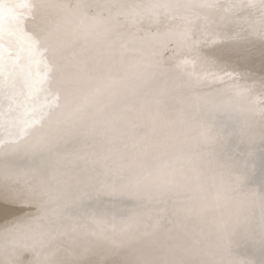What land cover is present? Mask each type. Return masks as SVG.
Here are the masks:
<instances>
[{"label":"rangeland","instance_id":"374dc122","mask_svg":"<svg viewBox=\"0 0 264 264\" xmlns=\"http://www.w3.org/2000/svg\"><path fill=\"white\" fill-rule=\"evenodd\" d=\"M118 1L119 0L114 1V4L118 3ZM223 1L224 0H178L172 7H165V13L170 14L172 18L178 19V21L184 19L183 22L187 24L183 26L182 30L185 31H180L182 34H180L179 31L171 32L169 35L161 36L153 41L150 46L146 48V51L132 56L130 67L128 71L124 73L122 72L126 69L129 61L128 57L125 56L128 54V47L138 43L140 40L139 38L144 36L137 35L138 33H128L125 38H117V35H122V33L111 25L115 24L118 26L117 23L122 21V15L120 13H115L112 17H109V28L103 30V32H98L99 26L97 21L95 23L91 22L92 25L90 29H85L83 27V22L93 13H106L104 6H110L113 0H66L64 3H61V5H59V3L55 5L56 7L54 8L58 9V13L56 12L57 14L54 12L55 14H49V16L46 14L43 16L45 18L42 20L44 22L41 23L42 28L40 30L35 28L37 31L42 30L46 33L51 32L58 37L60 35L64 37L65 34H67L66 40L64 42L60 41L61 47L57 57L60 61L59 63L61 64L62 61H66V57H63V53L69 51H75L76 57L80 58L78 62L79 66L73 69L72 72L70 71V74L55 73L56 77L63 80L64 83H62L61 88L56 94L54 93L50 96L49 105L58 106L56 107V112L59 113V110H63L69 118L73 117L74 114H81V117L84 118L79 120L78 123H80V125L77 129L79 130V135L84 138L79 140V143L76 144L77 146L75 145L74 148H72V142H70L66 144L67 148L58 152L56 150L58 145L53 148L54 144H50L47 147L48 150H45L46 153H43L45 152L43 150L42 153L33 155L30 153L38 145L37 143H24L20 151L18 147H16L18 142L24 140L28 136V129H25L24 133H22L23 130L20 131V129H18L17 132L14 129L2 130L9 136L0 148V259L1 257H5L8 260H15L19 257L21 258L19 264H33L37 258L40 259L41 264H76V262L80 260H88L92 262V264H139L142 258L136 256L133 258L128 257V259L125 250L121 249H125L123 244H126L128 240L111 242V237L104 228L105 226L98 222L96 217L101 208L98 204L99 200L100 202H106L110 197H107L105 192L97 194L92 191L91 188L92 186L101 187L106 185V177L110 172L109 168L111 167V163L114 162V159L116 161L117 158H122L128 161L127 158L136 157L139 162H149L150 160L156 159V155L158 154H151V150L155 148L154 144L156 142L153 141L155 139H160L163 140L162 142L165 141L164 144L167 148H169L168 145L174 141L180 143L182 156L186 157V159L188 158L187 161L190 164L188 173L195 171L198 167L201 168L208 164V171L201 168V179L198 180V182L196 181L194 184L188 183L184 187V189H192L194 193L204 192L206 194L205 200L211 194H220L224 190H231L234 186L236 187L234 179L241 171H244L245 168L248 173V171L256 168V166L260 167L259 173L253 181L254 185L251 194L255 200L251 206L245 207V200H241L240 202L238 201V207L235 210H230L229 199L225 200L223 204H212L211 207L214 206V213H212V216L208 219L211 223L208 228L204 230L199 229V224L204 213L198 214L197 217L192 218L187 224V226H189L187 232L188 238H202L201 244L196 246L199 243L193 242L189 248L186 249V252H184L181 250L183 243L180 242L181 240H178L180 238L175 234L172 237V242H170L172 244L169 245V254L176 256V254L184 252V257L194 254L200 258L197 264H202V261H204L202 258L205 257L210 259L212 255L213 258L216 259L218 257H227L229 262L236 261L238 264H264V230H262V222H264V203L261 201V196L264 195V160L259 165L257 164V158L260 153L264 151V140L260 146H258L257 150L248 158L246 166L244 165L243 168L239 169L236 168L227 175L232 181L230 184L231 186L214 188L218 180L221 179L222 176H226L228 167L224 165L223 162L226 159L228 160V158H238V156L242 154V151H244L246 144L250 142V138H236L235 136V132L238 131L239 122L243 117L244 111H240L241 108L239 107L235 108L236 110H232L231 113L229 111L226 113L219 112L216 116H212L210 112H212L211 110L217 105H226L228 109L227 106L230 104V101H228L229 99L226 98V101L223 103L213 100V103L208 102V104H205L204 101H200L201 96L193 94L194 91L183 96L184 103L178 105L175 89H179L182 85L180 84L176 87V85H170L166 82L170 81L166 79L169 75L168 62L176 58V54H180L181 50L177 48L178 43L187 44V36L189 34H187V32L191 24L205 17L207 13L210 12L209 10H213V8L216 9L218 3L221 4ZM246 1L247 2L244 3L243 6L239 5L240 8H238V6L234 8L233 5L228 4L227 7H223L222 9L223 12L225 11L224 14L230 17L233 16L232 14H235L234 10H237L236 13H242V15H239L238 20L240 19L239 21H243V27L240 25L238 28H235L236 34L244 33V30L252 26L250 23L253 24V22L256 23L261 21L262 14L264 13V10L259 7H247V5L253 4L255 0ZM34 2L35 0H0V3L6 6V13L9 11V6L32 4ZM146 3L147 0H145L143 4ZM257 5H259V1ZM204 8L207 10H204ZM12 10L16 13H23V19H21L19 23L14 20L6 19L5 26L17 36H25L26 33L22 21L28 19L35 21L37 16L40 15V12L33 17L32 9L14 7ZM113 10H116V8H113ZM189 10H191L190 14H187L186 12ZM136 12L137 9H134V11L130 13V16L134 18ZM224 14H222L219 19L221 23H216L217 26L224 23ZM162 16L163 13L157 12L151 16V20L154 23H158ZM21 29H23V32H21ZM36 30H33L32 33L37 32ZM93 32L94 36L92 38L88 37ZM149 34H151V32H148L145 37H152V34ZM169 36L176 39L177 43H173L172 39L169 41L167 39L170 38ZM96 38L97 41L104 40L103 38L106 40L113 38L111 39L112 42L108 41V51L104 52L101 56L99 52L93 53L96 47L91 50ZM118 39L120 41H118ZM153 39H155V37L152 38V40ZM192 40L196 39L193 38ZM4 44L8 51L5 52V73L0 74L1 95L6 91H9L10 94L29 93V90L33 88L31 84L35 83V80H29L28 83L23 80L24 76L22 73L26 70L34 71L41 66V75L52 77L53 72L50 71L41 57L46 53L44 48L40 50L36 47L34 50L22 51L14 42L5 40ZM190 45H193V41ZM165 46L170 47L169 50H171L170 52L172 55L170 54L164 57L163 60L159 59L158 66L154 64L151 65L152 61L159 57V54ZM189 49L190 48H186L185 50ZM21 52H25V54ZM122 57L123 61H120ZM112 59H115L112 62L119 59L120 62L116 65H118L117 67L119 68L121 67V69L123 68L121 72L112 70L113 68L109 64ZM180 63L185 64V66L186 64L193 65L190 59L187 60V58H183ZM108 66L111 67L107 69ZM175 66H177V64H175ZM84 69H93L94 73L88 71L84 73ZM85 76H87V78L90 76V78L86 80L85 86H75V80L84 78ZM152 76H154L152 81L156 79L158 81L160 80V84L156 85V89L151 93V90L148 91L146 86L148 82L151 81ZM132 80L133 85L131 86L129 84ZM161 80L163 82H161ZM187 83L189 82L187 81ZM144 87H146L145 90H143ZM140 89L141 91H138ZM54 96L55 100L53 99ZM65 97H70L71 100L66 104L69 106L63 108L61 103ZM87 99L90 100V104L84 105ZM173 106H175V109H178V106L182 107V114L184 115L181 116L179 113V115L176 116V121L179 123L176 128H164L163 132V127L160 123H165L167 119H173V116H171L173 114V109H171V107ZM242 108H252V103L247 102ZM140 109L143 111H140ZM138 110L140 112H138ZM144 110L146 111L145 114H143ZM197 115H199V118ZM94 116H96V118H93ZM142 116L145 117L140 128L144 130L140 132L141 135L138 134L140 136L137 138L140 139L136 141L133 134L126 135L125 129L127 126L133 129V127L138 124V119ZM117 120H119V122ZM120 121H123L124 126L119 124ZM197 123H202L203 126L210 123L208 125L214 126L215 135L212 134L213 132H209L210 134H207L208 136H205L206 134L203 135L201 128H195L198 126ZM114 125L123 127L124 131H118ZM88 126H90L91 131L85 128ZM146 128L147 130H145ZM112 132H116V135L113 136ZM195 134L199 137V140L197 139V141L193 143L192 140H189V136ZM166 137L169 138L166 139ZM69 139H71V137ZM125 139H127V141L124 142ZM1 140L3 139L1 138L0 142ZM212 141H217V148H210L212 146L210 145ZM64 142L65 140L63 143ZM141 145L142 147L145 146L144 152L137 155L139 149L136 150V147H141ZM157 145L161 147V144ZM15 147V154H10L9 149L13 150ZM71 148L73 150L70 152ZM170 149L173 148L167 150ZM67 156L69 161L66 160ZM105 156H107V158ZM104 157L108 160L104 161L105 163L102 162ZM101 162L103 166H101ZM71 165L75 170L71 172L74 173V176H72V174H64V167H71ZM40 166H44L46 171L41 174H36L39 172ZM138 166L135 165L133 167L131 164L128 167L129 176L136 182L141 179L138 175L139 173L133 171ZM146 168L148 172L144 175L145 177L149 178L155 176L159 179L163 176V174H159L160 172L155 170L151 172L154 169V165L146 166ZM84 170L90 172H84ZM77 173H81L80 177L86 176L85 174H92L96 177L104 178L105 181L101 180L96 183H90L92 179L90 175L89 178H85L86 183L81 184L80 181L75 180V178H79L75 175ZM207 175H209V178L205 180ZM30 177H32L31 182L29 181ZM185 177H187V175ZM185 177H183V179H185ZM174 179L175 177H171L170 181H174L176 187L181 188L183 183L176 182ZM140 186H146V184L144 183ZM179 188H176L172 193L178 194ZM157 191L159 190L157 189ZM74 194L78 198H76ZM192 196L193 194L191 192L186 194V196L181 195L178 204L189 203ZM76 209L80 213L79 217L72 215L75 214ZM117 210L118 209H115L108 214V222L113 226L115 225L118 229L138 233V229L136 228H139V225H141L143 221H138L137 218L133 219L130 217L136 214H131L134 210L131 211V213H128L126 210ZM100 213L104 214L105 212ZM57 215L61 218H55ZM136 215H138V213ZM2 216L7 220L2 222ZM180 216H182L180 213L174 215L171 225L170 222H168V224L166 221H163L162 224L166 226L170 225L172 229H178L181 226L179 223ZM14 217L21 218L23 224L17 225V223H13L12 219ZM8 223L11 225H8ZM213 223L219 227L217 228ZM6 227L9 229L7 232L5 231ZM150 228L153 229V227ZM64 229L67 232H64ZM97 232H100L101 239L97 241L94 240L93 243L89 242L88 240L90 238H96L95 233ZM4 237L9 238L10 242L7 244L5 242L1 243V239ZM169 239L171 240V238ZM157 240V249L165 246L163 244L164 241H160L159 238ZM258 241L261 243L258 250L247 246L249 243ZM85 242H89L91 245L89 246L85 244ZM130 242V245L135 246L141 244L142 239H136ZM81 244H83L84 247L88 246V249L83 252ZM209 245L217 246L219 249L215 250V253H212L211 256L206 254L198 256V254ZM155 251L151 252V254ZM252 254L254 256L251 257ZM147 258L143 259V261L149 260Z\"/></svg>","mask_w":264,"mask_h":264},{"label":"bare ground","instance_id":"6f19581e","mask_svg":"<svg viewBox=\"0 0 264 264\" xmlns=\"http://www.w3.org/2000/svg\"><path fill=\"white\" fill-rule=\"evenodd\" d=\"M65 1L66 0H44V2L49 5V7L42 10L40 12V15L37 16V19H35V21H32L30 19L23 20L22 25L27 35V38L33 36L36 33V32L32 33L33 30L34 31L36 29L40 30L42 28L41 23L44 22L42 20H44L43 18H45L43 16H45L46 14L47 16H49V14L52 15L54 12L58 13V9L54 8L56 7L55 5H58V3L59 5H61V3H64ZM114 1L117 0H113V3L110 6L108 5L104 6L105 8L104 10L106 13L101 12L97 14L93 13L92 15H90L88 19L83 22V27L85 29L87 28L90 29V26L92 25L91 22L95 23L97 21L99 26L98 32H103V30H107L109 28L110 25L109 17H112L115 13H120L122 15L121 16L122 21L117 23L118 26H116L115 24L111 25L117 28V30L122 33V35L118 34L117 38L119 37L125 38L127 37L128 33H133V34L138 33L137 35L144 36V37L140 36L141 38H139L140 40L138 41V43H135L130 47H128V51H127L128 54H126L125 56L128 57L129 61L126 69L123 70L122 73L128 71L131 63L130 61L133 58L132 56L140 52L146 51V48L150 46V44L153 41L157 40L161 36L169 35L171 32L185 31L182 30L183 26L187 24L183 22L184 19L178 21V19L172 18L170 14L165 13L166 11L165 7H162L163 5H173L178 0H166V1L147 0L146 4H143L145 0H119L118 3H116L117 5L114 4ZM258 1L259 0H255L254 3L257 5ZM246 2H247L246 0H239V1L224 0L223 3L221 4L218 3V7H216V9L213 8V10L212 9L209 10L210 12H208L205 17L201 18L196 23L191 24L188 32L186 30L187 34L189 33L187 36V44H181V43L177 44L178 45L177 48L181 50V52L179 55L176 54L175 56L176 58L171 59L167 65L169 66V71H168L169 75L166 79H169L170 81H166V82L170 85L174 84L176 85V87H178L180 84L182 85L179 89L177 88L175 89L176 90L175 93L177 94L176 98L178 101L177 102L178 105L184 103L183 96H186L188 93L194 91L193 94L201 96L200 101H204L205 104H208V102L213 103L214 101L215 102L219 101L223 103L226 101L225 100L226 98L229 99L228 101H230V104L229 106H227L228 109L226 108V105L223 106L217 105L214 107V109L211 110L212 112H210V115L212 116H216L217 114H219V112L226 113L227 111H229L231 113L232 110H236L235 108H239V107L241 108L240 111H244L243 117L239 122L238 131L235 132L236 134L235 136L236 138H240V137L250 138V142L246 144L244 151H242V154L238 156V158H233V159L228 158V160L226 159L223 162V164L226 165L229 169L227 168L226 176L224 177L222 176V178L218 180L214 188H219V187L225 188L231 186L230 184L232 181L229 177H227V175L236 168L239 169V168H243L244 165L246 166L248 158L255 152V150H257L258 146H260V144L264 140V89H262L260 86V81L262 78H264V39H262V37H264V13L262 14L261 21L256 23L253 22V24L250 23L252 26L244 30V33L236 34L235 28H238L240 25L242 26L243 24V21H239L240 19L238 20L239 15H242V13H236L237 10L236 11L234 10L235 14H232L233 16L230 17L229 15L224 14L225 11L224 12L222 11L223 7H227L228 4L233 5L234 8L237 6L238 8H240L239 5L240 6L244 5V3ZM112 7L114 9L116 8V10H113ZM134 9L135 10L137 9V12L134 18H132V16H130L131 15L130 13L133 12ZM204 10L207 9L204 8ZM190 11L191 10L187 11L186 13L190 14ZM157 12L163 13V16L161 17V20L158 23H154L151 20V16L153 14H156ZM222 14H224V18H223L224 25L221 24L217 26L218 24L217 22L221 23L219 19L221 18ZM148 32H151L152 37H145ZM93 34L94 32L88 37L92 38L94 36ZM180 34L182 33L180 32ZM66 36L67 34H65L64 37L63 35H60L59 40L61 42H64L66 40ZM241 36H246L248 38L247 42L244 45L247 51V56L245 58L238 59L234 55H224L220 58L209 57L208 55L209 53H221V52L231 53L233 51L234 41ZM154 37L155 39L152 40V38ZM193 38H195L196 40H192ZM103 39L104 40L97 41L96 38L95 39L96 41L94 42V46L91 48V50H93V48L96 47V50L93 53L99 52L100 56L104 52L108 51V41H111V39L113 38H109L107 40L105 38ZM167 39L169 41H171L172 39L173 43L175 42L177 43V40L174 39L172 36ZM118 41L120 40L118 39ZM192 41H193V45H190ZM19 48L21 47L19 46ZM37 48L42 50V47H40L39 45H37ZM186 48H190V49L185 50ZM169 49H170L169 46L167 47L165 46L162 49L161 53L159 54V57L154 59L151 65L154 64L155 66H158L159 59L163 60L164 57L169 56L171 54L170 52L171 50ZM21 50L27 51L29 49L27 47H24ZM22 54H25V52H23ZM41 57L42 60H44V63H46V65L49 67L50 71H52V64L49 53L46 52ZM63 57H66L65 58L66 61H62L61 64L59 63L60 61L57 58L58 62H57L56 73L70 74V71L72 72L73 69L79 66L78 62L80 58L76 57L75 51L65 52L63 53ZM123 57L121 58L120 61H123ZM183 58H187V60L190 59L193 65L186 64L185 66V64H182L183 62L180 63L181 60H183ZM115 59H112L109 64L112 66L113 68L112 70H114L115 72L118 71L121 72L123 68L121 69V67L119 68L117 67L118 65H116L117 63L120 62L119 59H117L115 62H112ZM175 64H177V66H175ZM111 66H108L107 69H109V67ZM88 68H92V67H88ZM40 69L41 66L37 70L34 71L26 70L25 72L22 73V75L24 76L23 80L26 83H28L29 80L30 81L35 80V83L31 84L33 88L29 90V93L10 94L9 91H6L3 95L0 94V139L1 138L3 139L0 142V148L4 143V141H6V139H8L9 136L8 134L2 131L3 129L4 130L14 129L16 132L18 131V129H20V131L23 130L22 133H24L25 129H28L29 130L28 136L24 140L18 142L16 144V147H18V150L20 151L23 148L24 143L27 142L37 143L38 145L30 153L33 155L42 153L43 150L45 151L48 145L50 144H54L53 148L58 145V147L56 148L58 152H60L64 148H67L66 144L70 142H72V148H74L75 145L79 143V140L84 138L79 135V130L77 129L80 125V123H78L79 120H81L84 117H81V114H74L73 117L69 118L68 115H66L63 112V110H59V113L57 112V117L60 120V124L58 126L54 125L51 129L46 127L43 130L42 135L48 137V142L46 144L41 145L38 143L39 141L38 135L36 134L30 135V133H32V129L38 127V125L35 124L34 121L40 120L41 115L49 111L50 96L53 95L54 93L56 94L58 90L61 88L62 83H64L63 80H60V78L56 77L58 81V87L55 90H53L51 87L52 77L41 75ZM87 71L93 72V69L91 70L84 69V73ZM89 78L85 76L84 78H79L75 80V86L78 87L85 86V82ZM151 78H152L151 81L148 82L146 87L148 91L151 90L150 92L152 93V91L156 89L157 87L156 85L160 84L159 83L160 80L158 81L156 79L155 81H152L154 79V76H152ZM187 81L189 83H187ZM161 82L163 81L161 80ZM129 85L131 86L133 85V80ZM146 87H144L143 90H145ZM138 91H141V89ZM70 100H71L70 97H65V99L62 102L65 104L61 103V106L63 108L68 107L69 105L66 104ZM247 102L252 103V108H242ZM86 104H90L89 99H87L84 105ZM171 109H173L172 110L173 114L171 115L173 116V119L171 120L167 119L165 123L164 122L160 123V125L163 127V132H164V128L165 129L168 127L176 128V126L179 125V123H177L176 121L177 120L176 116L179 115V113L181 114V116L184 115L182 114L183 112L182 107L178 106V109H175V106H173L171 107ZM140 111L143 110L140 109ZM140 111L138 110V112ZM145 113L146 111L144 110L143 114ZM198 116L199 115H197V117ZM144 117L145 116H142L138 119L137 121L138 124L135 125L133 129L130 126H127L125 129L126 135L133 134L135 140L136 141L139 140L140 138L137 137H139L141 135L140 132L144 130L140 128ZM93 118H96V116H94ZM117 121L119 122V120ZM119 124L124 126L123 121H120ZM208 124H205V126H203L202 123H197L198 126H196L195 124L196 126L195 128H201L203 135L206 134L205 136H208L207 134H210L209 132H213L212 134L215 135L214 126ZM114 127L117 128L118 131L119 130L124 131L123 127H120L119 125H114ZM85 128L91 131L90 126ZM145 130H147V128ZM112 134L114 136L116 135V132H112ZM70 137L71 139H69ZM168 138L169 137H166V139ZM198 138L199 137L196 134L189 136V140H192L193 143H195ZM64 140L65 142L63 143ZM125 141H127V139H125L124 142ZM162 141L163 140L160 139L159 140L155 139L153 141L156 143L154 144L155 148L151 150V154L156 153L158 155H156L157 157L156 159L150 160L149 162L147 161L139 162L136 159V157L135 158L129 157L127 158L128 161L122 158H117L116 161L114 159V162L111 163V167L109 168L110 172L106 177L107 178V181L105 182L106 185L108 183L128 185L131 186L132 191L105 192L107 197H110V199L107 200L106 202H100L99 200L98 204L99 206H101V208L96 218L101 225L105 226L104 228L111 237L110 238L111 242L112 241L119 242L125 239L128 240L126 244H123V247L125 246L124 247L125 249L123 248L121 249L125 250L127 258L128 257L133 258L136 256L142 258V261L139 264H197L200 258H198L196 255L193 254L191 256L188 255L184 257L185 254L184 252H186V249L189 248L191 243L193 242L199 243L196 245L198 246L201 244L202 241V238L201 239L188 238V233H187L189 230V226H187L188 222L192 218L197 217L198 214L204 213L203 218L199 224L200 226L199 229L204 230L208 228L209 224H211L208 221V219L212 216V213H214L213 211L214 206L211 207V205L215 203H216L215 205L223 204L224 201L228 199L230 200V204H229V206L231 207L230 210L233 209L235 210L238 207V201L240 202L241 200H245L244 202L245 207L251 206L253 201L255 200L251 194V190L253 189V185H254L253 181L256 175L259 173L260 167L256 166V168H253L252 170L248 171L247 183L243 187L236 185V187L234 186L231 190L229 189L224 190L220 194H216V193L211 194L205 200L206 194L204 192L194 193L192 189H184V187L188 183L194 184V182L196 181L198 182V180L201 179V170L204 168L208 171L209 169V167L207 166L208 164L206 166L201 167L202 169L198 167V169H196L195 171L188 173V169L190 170L189 168L190 164L187 161L188 158L186 159V157L182 156L183 154H182V148H180V143L174 141L173 143L168 145L169 148H173V149L167 150L169 148L165 146L164 144L165 141L164 142ZM157 144H161V147L160 145ZM210 145H212L210 147L211 149H215L217 148L218 143L217 141H212ZM16 147L13 148V150L9 149V153L15 154ZM144 147L145 146L142 147V145L141 147L140 146L136 147V150L139 149L137 151V155L142 154L144 152L145 149ZM72 148L70 152L73 150ZM46 151L43 153H46ZM105 157L107 158V156ZM105 157L102 159L103 163H105L104 161H108ZM66 160L69 161L68 156ZM263 160H264V151H262L259 157L257 158V164L259 165ZM102 162L100 163L101 166H103ZM131 164L133 167L135 165L136 166L139 165L137 168L133 170L135 172H138L139 173L138 175L141 177V179L138 181L139 183L134 181V179H132V177L129 176L128 167ZM193 164L195 165L194 162ZM150 165L151 166L154 165V169L151 172H154L155 170L157 172H160L159 174H163V176L159 179L155 176L149 178L145 177L144 175L148 172L146 166H150ZM39 168H40L39 172L36 174H41L42 172L46 171L44 166H40ZM73 171L75 170L72 165L71 167H66V168L64 167V172H65L64 174L66 175L72 174V176H74V173H71ZM84 172H90V171L84 170ZM75 175L79 177V178H75V180L80 181L81 184L86 183L85 178H89L90 175L92 178L90 183L92 182L96 183L101 180L105 181L104 178L102 179L92 174H85L86 176H82V177H80L81 173H77ZM186 175L187 177H185ZM208 176L209 175L205 177V180H208L209 178ZM171 177H175L174 180L176 182L183 183L181 188L176 187L174 181H170ZM183 177H185V179H183ZM31 180L32 177L29 178L30 182ZM144 183L146 185L150 184L151 186H155L156 189H158L159 191L157 190L154 191L155 193H153L151 198L143 197L139 194H136L135 193L136 187ZM176 188L180 189L178 194L172 193V191H174ZM189 192L193 194L192 198L190 199V202L178 204L181 195L186 196V194H189ZM74 196L76 195L74 194ZM76 198L78 197L76 196ZM115 209L126 210L128 213H131V211L134 210L131 214L138 213V215L135 214L134 216L133 215L130 216L133 219L137 218L138 221L139 220L143 221L142 224L139 225V228L138 227L136 228L138 229L137 230L138 233H134L133 231L130 232V231H124L118 229L115 227V225L113 226L111 223L108 222V218H107L108 214L111 211H114ZM100 212H105V213L102 214ZM178 213L182 214V216H180L179 219V223L181 226L178 229H172L170 228L171 227L170 225L173 223L172 218L174 217V215ZM72 215H74L75 217H79L80 213L76 209L75 214ZM56 217H60V216L57 215L55 216V218ZM1 219L2 222L7 220V219L5 220L3 216ZM12 220L13 223L15 224L17 223V225L23 224V221L19 217H14ZM163 221H166L167 223L170 222V225L166 226L165 224H162ZM213 224L217 228L219 227L215 223ZM8 225L11 224L8 223ZM150 227H153V229ZM63 231L67 232L65 229ZM99 233L98 232L95 233L96 238H90L88 241L93 243L94 240L97 241L101 239V235ZM175 234L180 238L178 240H181L180 242L183 243L181 250L184 252L182 253L180 252L176 254V256H172L169 254L170 252L169 245L172 244L170 242H172V237ZM158 238L160 239V241H164L163 244L165 245L164 247L159 249H157L156 247ZM169 238H171V240ZM136 239H142V243L135 246L130 245L131 243L130 241H134ZM3 242L7 244L8 242H10L9 238L4 237L3 239H1V243ZM89 242L88 243L85 242V244L90 246L91 243ZM260 244L261 243H259L258 241L255 243H249V245L247 246L251 247L252 249L258 250ZM81 247H83V252L88 249L87 248L88 246L84 247L83 244H81ZM218 249L219 248L217 246L209 245L201 253H199L198 256L199 255L202 256L204 254L211 256V254L212 253L214 254L215 250ZM153 251L155 252L151 254V252ZM252 256L254 255L252 254L251 257ZM145 258L149 260L143 261V259ZM20 259L21 258L18 257L15 260H8L5 257L3 258L1 257L0 264H19ZM203 259L204 261H202L203 262L202 264H227V263L238 264V262L236 261L229 262L227 257H218L216 259L213 258L212 255L210 259L205 257L202 258V260Z\"/></svg>","mask_w":264,"mask_h":264},{"label":"snow or ice","instance_id":"6c2138e0","mask_svg":"<svg viewBox=\"0 0 264 264\" xmlns=\"http://www.w3.org/2000/svg\"><path fill=\"white\" fill-rule=\"evenodd\" d=\"M179 6V5H178ZM186 6V5H185ZM205 6H211V5H205ZM243 6V5H241ZM14 7H18L21 9H32L33 10V17L36 16L37 13L41 12L42 10L49 7L48 4L44 2V0H35L32 4H20L16 6H9V11L6 13L5 11V4L0 3V74L5 73V52L8 51V49L5 47L4 41L7 40L9 42H14L21 48L27 47L29 50H34L37 45L44 48L46 52L49 53L51 58V64H52V89L55 90L58 87V81L56 78V70H57V57L60 50V40L59 37L51 32H43L42 30L39 32H36L33 36L28 37L25 39L23 35H15L13 32L8 30L5 27V21L6 19L14 20L17 23L20 22L21 19H23V13H15L12 9ZM162 7H172V5H163ZM247 7H259L262 10H264V0H259V5L256 4H249ZM21 32H23V29H21ZM246 36L238 37L233 44V51L231 53H209L210 58H220L224 55H234L238 59L245 58L247 56V51L244 47L245 43L247 42ZM264 39V37H262ZM260 86L262 89H264V78L260 81ZM55 100V96L53 97ZM56 105H49V111L47 113H43L40 117V120L34 121L35 124L38 125V127H35L32 129L31 134H36L39 136L38 143L41 145H44L48 142V137L42 135L43 130L48 127L51 129L54 125L58 126L60 124V120L57 117L56 112ZM247 183V169L245 168L244 171H241L234 179V184L237 186L243 187ZM92 191L96 192L97 194L102 192H125V191H132L131 186L128 185H120L116 183H108L107 185H103L101 187H95L92 186ZM155 186L146 185V186H137L135 189V193L139 194L143 197L151 198L153 195V192L156 191ZM261 201L264 203V195L261 196ZM9 229L6 227L5 231L7 232ZM262 230H264V222H262ZM33 264H41V261L39 258H37ZM76 264H92V262L88 260H80L77 261Z\"/></svg>","mask_w":264,"mask_h":264},{"label":"water","instance_id":"95a60500","mask_svg":"<svg viewBox=\"0 0 264 264\" xmlns=\"http://www.w3.org/2000/svg\"><path fill=\"white\" fill-rule=\"evenodd\" d=\"M24 37H25V38H27V36H26V35H25ZM21 49H22V48H21Z\"/></svg>","mask_w":264,"mask_h":264}]
</instances>
